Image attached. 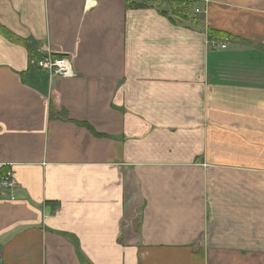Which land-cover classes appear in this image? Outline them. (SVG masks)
I'll return each instance as SVG.
<instances>
[{"label":"crops","instance_id":"1","mask_svg":"<svg viewBox=\"0 0 264 264\" xmlns=\"http://www.w3.org/2000/svg\"><path fill=\"white\" fill-rule=\"evenodd\" d=\"M185 1L0 0V264H264V0Z\"/></svg>","mask_w":264,"mask_h":264},{"label":"trees","instance_id":"2","mask_svg":"<svg viewBox=\"0 0 264 264\" xmlns=\"http://www.w3.org/2000/svg\"><path fill=\"white\" fill-rule=\"evenodd\" d=\"M128 9L143 10V9H156L159 13L174 24L181 22H190L194 26H200L198 16L195 14V4L185 0H125ZM212 32H210L211 35ZM0 34L6 37L10 42L16 45L24 46L29 51L30 66L32 62H37L45 58V56L38 54L29 45L28 41L18 37L6 28L0 25ZM222 37H226L223 35ZM57 58V56H53ZM61 57V56H58Z\"/></svg>","mask_w":264,"mask_h":264},{"label":"built area","instance_id":"3","mask_svg":"<svg viewBox=\"0 0 264 264\" xmlns=\"http://www.w3.org/2000/svg\"><path fill=\"white\" fill-rule=\"evenodd\" d=\"M196 13H199L196 10ZM213 46L212 42L210 43V47ZM226 45L222 46V49H225ZM41 72L48 74L50 77H63V78H71L75 75L73 71L72 62L65 57H57L53 56L45 57L44 59L33 63ZM11 174L8 175L0 182V192L2 190L6 191L7 189L12 188V183L10 181Z\"/></svg>","mask_w":264,"mask_h":264},{"label":"rangeland","instance_id":"4","mask_svg":"<svg viewBox=\"0 0 264 264\" xmlns=\"http://www.w3.org/2000/svg\"><path fill=\"white\" fill-rule=\"evenodd\" d=\"M196 10H198L199 11V13H196ZM194 12H195V14L198 16V15H200L201 14V11H200V9L197 7V6H195V9H194ZM200 21V20H199ZM212 42V41H211ZM210 42V43H211ZM212 44H213V46H211L210 47V50H212V51H218L220 48L222 49V46L223 45H226V44H223V45H217V43L216 42H212ZM33 66H35V65H33ZM38 69V68H37ZM39 70V69H38ZM50 77V76H49ZM50 78H53V77H50ZM13 186V185H12Z\"/></svg>","mask_w":264,"mask_h":264}]
</instances>
